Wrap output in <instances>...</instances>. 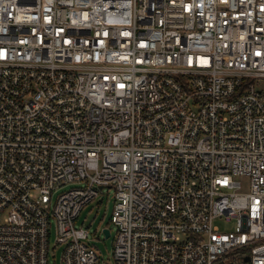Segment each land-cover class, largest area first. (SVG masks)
<instances>
[{"label": "built area", "instance_id": "1", "mask_svg": "<svg viewBox=\"0 0 264 264\" xmlns=\"http://www.w3.org/2000/svg\"><path fill=\"white\" fill-rule=\"evenodd\" d=\"M103 187L114 264H264V0H0V264Z\"/></svg>", "mask_w": 264, "mask_h": 264}, {"label": "rangeland", "instance_id": "2", "mask_svg": "<svg viewBox=\"0 0 264 264\" xmlns=\"http://www.w3.org/2000/svg\"><path fill=\"white\" fill-rule=\"evenodd\" d=\"M237 180L241 183V186L237 190L247 191L249 187L248 178L241 176ZM70 186L71 185H66L59 189L54 194V199L59 192L68 189ZM113 195L114 189L112 187H103L99 189L98 195L82 207L75 221L77 225L87 227L91 243L95 246L98 252L97 264H114L111 254V242L115 233V225L110 221L113 208ZM49 224L48 264H60L62 249L56 242V223L54 219H52ZM234 224V220H225L223 217L213 220V225L217 226L220 231L233 230ZM105 226L110 230V235L108 237H105L102 232V229L105 228Z\"/></svg>", "mask_w": 264, "mask_h": 264}, {"label": "water", "instance_id": "3", "mask_svg": "<svg viewBox=\"0 0 264 264\" xmlns=\"http://www.w3.org/2000/svg\"><path fill=\"white\" fill-rule=\"evenodd\" d=\"M102 232H103L105 237H108L110 235L109 229L106 226H105V228L102 229Z\"/></svg>", "mask_w": 264, "mask_h": 264}]
</instances>
